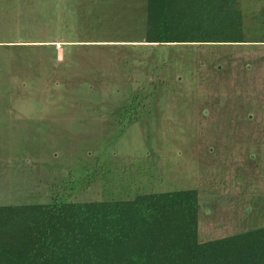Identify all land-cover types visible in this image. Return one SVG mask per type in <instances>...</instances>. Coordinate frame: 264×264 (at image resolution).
Returning <instances> with one entry per match:
<instances>
[{
	"label": "rangeland",
	"instance_id": "rangeland-1",
	"mask_svg": "<svg viewBox=\"0 0 264 264\" xmlns=\"http://www.w3.org/2000/svg\"><path fill=\"white\" fill-rule=\"evenodd\" d=\"M237 8L245 43L158 46L147 0H0V205L196 189L202 242L264 226V0Z\"/></svg>",
	"mask_w": 264,
	"mask_h": 264
},
{
	"label": "trees",
	"instance_id": "trees-1",
	"mask_svg": "<svg viewBox=\"0 0 264 264\" xmlns=\"http://www.w3.org/2000/svg\"><path fill=\"white\" fill-rule=\"evenodd\" d=\"M242 19L237 0H147L145 42L245 43ZM200 210L196 189L0 205V264H264V226L202 242Z\"/></svg>",
	"mask_w": 264,
	"mask_h": 264
}]
</instances>
